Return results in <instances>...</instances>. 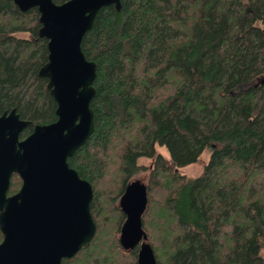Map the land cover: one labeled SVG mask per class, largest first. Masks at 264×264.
Wrapping results in <instances>:
<instances>
[{
    "label": "trees",
    "instance_id": "16d2710c",
    "mask_svg": "<svg viewBox=\"0 0 264 264\" xmlns=\"http://www.w3.org/2000/svg\"><path fill=\"white\" fill-rule=\"evenodd\" d=\"M39 18L0 0V115L32 122L21 137L58 119ZM82 50L97 66L95 129L68 162L92 185L96 235L63 264H137L119 201L142 173L157 264H264V0H121ZM206 152L199 176L181 173ZM22 184L15 174L9 195Z\"/></svg>",
    "mask_w": 264,
    "mask_h": 264
},
{
    "label": "water",
    "instance_id": "95a60500",
    "mask_svg": "<svg viewBox=\"0 0 264 264\" xmlns=\"http://www.w3.org/2000/svg\"><path fill=\"white\" fill-rule=\"evenodd\" d=\"M14 2L23 12L37 8L40 13L39 35L48 40L49 56L39 75L49 81L58 119L35 126L33 134L20 141L32 122L21 120L16 109L0 116V264H63L96 235L92 185L68 162L95 129L91 102L97 66L87 60L82 41L99 11L109 6L120 10L121 0ZM14 174L23 184L8 196ZM147 206V185L131 182L120 199L126 215L120 243L125 251L140 247L137 264H157L143 227Z\"/></svg>",
    "mask_w": 264,
    "mask_h": 264
},
{
    "label": "rangeland",
    "instance_id": "374dc122",
    "mask_svg": "<svg viewBox=\"0 0 264 264\" xmlns=\"http://www.w3.org/2000/svg\"><path fill=\"white\" fill-rule=\"evenodd\" d=\"M24 37L29 38V35H24ZM158 151H160L162 154L168 156V152H167V150H166L165 148H161V147H159V148H158ZM208 159H209V153L206 152V153L201 157L200 162H199L198 164H196V165H192V166H189V167H186V168L182 169V170H181V173H182L183 175H186V176H189V177H197V176H199V175L201 174L202 170H203L202 165H203L204 163H207ZM140 163H141L142 165H146V166H149V164H150V162H149L148 160H145V159H142V160L140 161ZM147 178H148V174H147V173H142V174L136 176V177L132 180V182H133V181H136V180H140L141 182H143L144 184H146V182H147ZM130 183H131V182H130ZM119 205H120V201H119Z\"/></svg>",
    "mask_w": 264,
    "mask_h": 264
},
{
    "label": "flooded vegetation",
    "instance_id": "af4514ba",
    "mask_svg": "<svg viewBox=\"0 0 264 264\" xmlns=\"http://www.w3.org/2000/svg\"><path fill=\"white\" fill-rule=\"evenodd\" d=\"M0 116H2V115H0ZM31 125H32V124H31ZM31 125H30V126H31ZM30 126H28V127H30ZM35 126H37V125H35ZM35 126H34V128H33V131H32L29 135H27V136H25V137H21L22 134L24 133V131H26V129H27L28 127L25 128V129L21 132V134H20V141H24L26 138H28L29 136H31V135L33 134V132H34ZM14 175H15V174H14ZM14 175H13V176H14ZM13 176H12V177H13ZM18 176H19V175H18ZM11 180H12V179H11ZM22 183H23V182H22ZM17 193H18V192H17ZM17 193H16V194H17ZM14 195H15V194H14ZM8 196H13V195H9V193H8ZM1 243H2V242H1ZM1 243H0V244H1Z\"/></svg>",
    "mask_w": 264,
    "mask_h": 264
}]
</instances>
